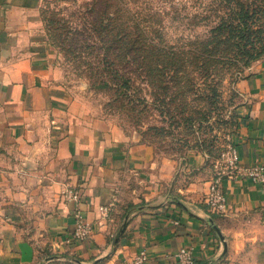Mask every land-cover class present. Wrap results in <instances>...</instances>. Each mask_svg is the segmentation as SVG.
Masks as SVG:
<instances>
[{
	"label": "crops",
	"instance_id": "obj_1",
	"mask_svg": "<svg viewBox=\"0 0 264 264\" xmlns=\"http://www.w3.org/2000/svg\"><path fill=\"white\" fill-rule=\"evenodd\" d=\"M42 2L0 0V264H35L36 235L102 264H133L142 250L143 264H178L186 246L198 264H264V184L224 178L227 208L212 213L204 197L213 170L202 154L183 165L158 160L90 117L39 39ZM237 87L239 161L264 164V59ZM69 188L78 202L63 196ZM100 206H110L107 218ZM77 212L91 233L67 242Z\"/></svg>",
	"mask_w": 264,
	"mask_h": 264
},
{
	"label": "rangeland",
	"instance_id": "obj_2",
	"mask_svg": "<svg viewBox=\"0 0 264 264\" xmlns=\"http://www.w3.org/2000/svg\"><path fill=\"white\" fill-rule=\"evenodd\" d=\"M195 1L113 0L112 3L125 9V16L129 14L134 18H147L156 10L159 12L160 25L155 24L154 32L148 34L154 46L151 43L145 47L157 51L179 47L182 34H192V37L200 33V27L192 33L184 31L185 21L181 22L182 8L190 11V4ZM248 2L264 5L262 0ZM173 14L178 15L175 20ZM40 17L39 39L50 47L52 60L64 84L90 117L102 119L129 143L138 142L149 147L158 160L169 159L183 165L189 155L200 153L211 167L210 159L235 132V114L242 104L237 84L244 77L246 66L228 73L221 83L220 96L211 105L204 101L207 91L199 83L190 86L193 94L186 100L183 87L158 86L147 81L141 62L112 63L106 59V52L112 50L102 47V0H43ZM255 30V37L264 42V24L260 30ZM117 68L134 70L131 84L102 86V71ZM180 100L188 102L197 112L195 120L184 119ZM29 223L28 220L24 229L33 235ZM35 237L38 238L34 244L35 264H102L100 260L79 257L70 250H54L46 236Z\"/></svg>",
	"mask_w": 264,
	"mask_h": 264
},
{
	"label": "trees",
	"instance_id": "obj_3",
	"mask_svg": "<svg viewBox=\"0 0 264 264\" xmlns=\"http://www.w3.org/2000/svg\"><path fill=\"white\" fill-rule=\"evenodd\" d=\"M112 1L102 0V47L112 50L106 52V59L112 63L141 62L147 81L158 86L183 87L186 100L193 94L190 86L199 83L207 91L204 101L211 105L220 96L221 83L228 73L243 66L249 68L264 59V42L254 35L255 28L260 30L264 24V5L256 6L248 0H196L190 4V11L187 7L182 8L181 22L185 21L184 31L192 33L200 27V33L192 37V34H182L181 45L176 49L170 46L169 49L151 51L145 47L151 43L154 46L148 34L154 32L155 24L160 25L159 12L156 10L147 18L125 16L126 10ZM176 16L173 14L172 19ZM134 73L127 68L104 70L102 86L129 85ZM180 101L184 119L195 120L197 112L188 102Z\"/></svg>",
	"mask_w": 264,
	"mask_h": 264
},
{
	"label": "built area",
	"instance_id": "obj_4",
	"mask_svg": "<svg viewBox=\"0 0 264 264\" xmlns=\"http://www.w3.org/2000/svg\"><path fill=\"white\" fill-rule=\"evenodd\" d=\"M213 176L209 182L204 202L212 213H223L227 208V200L221 182L224 178L232 180H248L254 184H264V164H243L239 161L238 152L232 138H228L218 153L210 159ZM63 196L70 201H79V192L74 188L66 189ZM100 215L107 218L110 206H100ZM177 223V221H175ZM91 233V225L84 220L82 214H75L74 229L67 242H81L86 240ZM147 254L140 251L133 259V264H143ZM175 258L178 264H195L193 249L190 246L181 247L177 250Z\"/></svg>",
	"mask_w": 264,
	"mask_h": 264
},
{
	"label": "water",
	"instance_id": "obj_5",
	"mask_svg": "<svg viewBox=\"0 0 264 264\" xmlns=\"http://www.w3.org/2000/svg\"><path fill=\"white\" fill-rule=\"evenodd\" d=\"M200 264H209V261L202 262Z\"/></svg>",
	"mask_w": 264,
	"mask_h": 264
}]
</instances>
